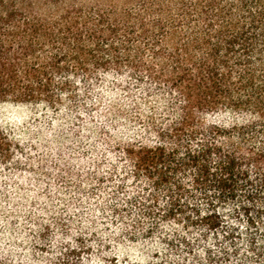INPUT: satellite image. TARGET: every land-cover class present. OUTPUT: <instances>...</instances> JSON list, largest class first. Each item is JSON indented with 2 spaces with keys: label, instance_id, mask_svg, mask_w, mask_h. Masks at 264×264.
<instances>
[{
  "label": "trees",
  "instance_id": "16d2710c",
  "mask_svg": "<svg viewBox=\"0 0 264 264\" xmlns=\"http://www.w3.org/2000/svg\"><path fill=\"white\" fill-rule=\"evenodd\" d=\"M0 264H264V0H0Z\"/></svg>",
  "mask_w": 264,
  "mask_h": 264
},
{
  "label": "rangeland",
  "instance_id": "374dc122",
  "mask_svg": "<svg viewBox=\"0 0 264 264\" xmlns=\"http://www.w3.org/2000/svg\"><path fill=\"white\" fill-rule=\"evenodd\" d=\"M11 112H12L11 116L13 118H17V119H19L21 117V115L25 113L19 109H11Z\"/></svg>",
  "mask_w": 264,
  "mask_h": 264
}]
</instances>
